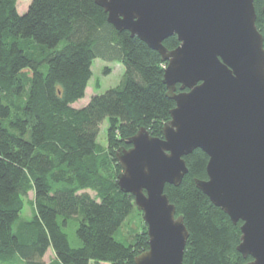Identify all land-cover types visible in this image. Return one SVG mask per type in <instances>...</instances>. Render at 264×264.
Here are the masks:
<instances>
[{
    "label": "trees",
    "instance_id": "16d2710c",
    "mask_svg": "<svg viewBox=\"0 0 264 264\" xmlns=\"http://www.w3.org/2000/svg\"><path fill=\"white\" fill-rule=\"evenodd\" d=\"M16 1L0 0V264H135L148 247L146 228L127 244L115 237L133 210L141 213L117 185L115 151L140 127L162 137L175 105L162 82L166 62L117 31L95 0H30L23 13ZM253 2L264 40V0ZM162 43L179 42L171 35ZM95 58L121 61L122 78L75 107ZM104 120L106 150L97 141ZM184 160L180 184L164 186L189 232L183 264L250 260L236 249L241 221L232 223L195 185L207 177V155L194 149ZM29 190L31 214L21 217ZM70 223L77 246L64 231ZM48 248L55 257L46 263Z\"/></svg>",
    "mask_w": 264,
    "mask_h": 264
},
{
    "label": "water",
    "instance_id": "95a60500",
    "mask_svg": "<svg viewBox=\"0 0 264 264\" xmlns=\"http://www.w3.org/2000/svg\"><path fill=\"white\" fill-rule=\"evenodd\" d=\"M117 31H128L166 62L162 82L175 103L162 137L140 127L115 157L117 185L146 223V250L135 264H183L189 232L164 192L188 172L184 156L208 157L196 187L232 223L236 249L264 264V40L253 0H95ZM175 35L178 45L163 40ZM176 84L179 89L176 90Z\"/></svg>",
    "mask_w": 264,
    "mask_h": 264
},
{
    "label": "rangeland",
    "instance_id": "374dc122",
    "mask_svg": "<svg viewBox=\"0 0 264 264\" xmlns=\"http://www.w3.org/2000/svg\"><path fill=\"white\" fill-rule=\"evenodd\" d=\"M29 2L30 0H17L16 1L17 11L19 13H23L27 9ZM105 68L108 69L109 71L108 73L104 72ZM91 71H92V75L87 83L84 96L73 103V106L75 107H81L85 105L92 95L103 93L108 88L117 85L122 78L124 67L122 62L119 60L106 61L101 58H95L92 61ZM106 129H107V122L104 120L100 125V131L97 137V141L103 150L107 149ZM86 191L91 195L94 194L90 190H86ZM33 197H34V192L32 190H29L27 196L24 198L25 203L20 213L21 217L30 216L31 214L30 202L33 200ZM144 228L147 229V226H144L143 224L142 214L139 213L138 211L133 210L128 215V217L123 221L122 225L118 230V233L115 234V237L116 239L127 244L132 242L135 235L141 232ZM64 231L67 233L71 246H77L79 244V239L75 234V226L72 223H70L64 227ZM54 257L55 256L52 248H48L43 259L46 263H49L52 260H54Z\"/></svg>",
    "mask_w": 264,
    "mask_h": 264
}]
</instances>
